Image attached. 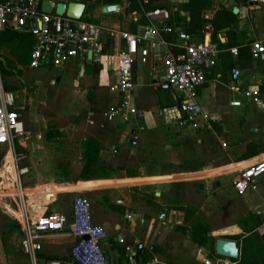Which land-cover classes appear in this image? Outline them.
Returning <instances> with one entry per match:
<instances>
[{"label":"crops","instance_id":"obj_1","mask_svg":"<svg viewBox=\"0 0 264 264\" xmlns=\"http://www.w3.org/2000/svg\"><path fill=\"white\" fill-rule=\"evenodd\" d=\"M71 1L73 0L62 2ZM185 1L162 0L165 7L156 8L166 9L170 16V22L181 24L182 20L177 22L176 18L188 20V14L179 10L176 16L174 14L177 9L175 5ZM88 4L90 5L92 2L85 4L81 17L84 20H87L89 15L95 18L109 14L103 12L101 6L99 10H88ZM220 6L231 11L233 7H236L237 12H232L236 15L235 20L216 34L220 43H231L232 46L219 48L216 65L205 71L204 82L197 89V101L202 111L210 117L211 128L209 130L178 127L173 119L178 106L176 95L163 81L157 64L142 63L139 60L134 62L133 73L135 81L133 102L138 110L137 113L129 115L125 121L120 119L92 121L89 119L86 122L89 125L86 128L90 129V134L85 138L91 137L99 142L98 163L110 167V173L106 178L79 180L77 181V189L84 190L85 186L91 190L95 188L96 181H107L109 180L107 178L112 174H120L123 181L118 183L111 181L103 186L108 195L113 196L119 191L135 187L139 192L138 199H142L139 204L134 199L122 200L120 198L106 199L105 202L95 201L100 212L97 217L93 216V221L104 226L107 231V237L101 244L107 264H140L148 261L151 256L156 260L154 264H240L242 241L244 242L245 237L250 235L249 228L256 224V220L259 223L253 231L259 239L260 245L254 240L247 241L244 254L249 262L246 264H250V261L254 259V256L250 254L258 250L264 252V236L257 232L258 226L264 223V174L260 176L258 189L255 191L239 193L233 187L240 199V207L246 211L241 213V210L237 209L238 207L229 206L224 211L231 221V225L213 232L215 235L217 234L214 241L216 238H225L236 242L239 249L237 259H228L217 255L214 252V241L210 251H205L194 243L190 239V232L193 229L203 235L204 229H201L198 223H193L192 226L183 230L189 243L179 245L174 244L169 239L171 235L167 236L164 228H157L156 224L152 225V218L149 217L151 215L148 206L150 201L153 200V197L162 194L148 189L160 181L154 179V175L157 176L158 173L162 172V165L175 166L191 161L197 162L199 165L210 164L208 168L217 171L215 175L221 177L229 172L233 166H240L250 161L260 162L264 160V56L263 58L251 56L252 42L260 41L264 44V3L258 0H214L212 7L203 12L204 19L210 20ZM129 12L132 15L130 20H136L140 17L136 10L129 9ZM205 24L209 25V37L211 39L210 23L206 21ZM111 26L114 27L113 24ZM140 26L142 25L136 27V31ZM127 28L128 26L124 29L127 30ZM202 32L203 28L194 36L200 39ZM117 34L118 32H115L116 37ZM161 34L163 37L166 36L164 37L166 40L171 39L167 34L163 32ZM119 45L121 42L118 38V48ZM231 48H235L236 52H230L229 49ZM86 61L87 56L81 74L79 73V65L75 62L68 64L65 68L75 66L78 74L84 78V82L81 84L82 89L88 91L91 88L93 76L90 68L85 71V65L90 66L93 63H99L97 81L99 86L107 88L109 106L114 99V93L110 91L109 79L115 78L111 52L92 57L89 64ZM235 68L240 71V75L236 80H233L231 72ZM232 86H237L238 90H233ZM248 88H258L262 94L261 100L253 102L244 97L242 91ZM87 112L89 115L95 113L90 107H88ZM33 136L40 143L41 135L35 133ZM134 147L137 148L132 150ZM113 149L116 152H113ZM111 153L118 154L116 156L117 162H111ZM128 154L140 157L142 160V169H139L138 172L127 167L125 162L120 163V159ZM82 164L81 158L77 174ZM126 168L133 173L132 177H127ZM241 168L237 176L246 168V165ZM195 176H200V174ZM48 179L49 176L39 172L35 176L36 182L44 181L45 184L42 183L41 185L44 193L50 192L48 199L44 200L43 197L35 200L46 201L45 209L47 211L62 213L70 219L72 200L65 201L62 192L54 191ZM183 183L182 181L173 182V186L176 188L175 198L167 201L165 205L159 204L160 208L163 209V212L157 214L159 220H166L165 212L168 210L175 212L174 217L177 219V223L191 221L193 215L197 213L191 209L190 212L187 211V206L182 200ZM45 187H51V190H45ZM216 189L226 188L224 184H221ZM210 200L211 195H208L207 203ZM175 234L177 233L172 235ZM204 235L209 238L211 234L209 230H206ZM234 237L237 238L233 239ZM139 243L142 244L140 251L142 262H139V259L132 255ZM72 244L73 238L66 231L51 232L41 239V249L37 252V257L39 259L56 258L62 264H67ZM259 264H264V256L259 260Z\"/></svg>","mask_w":264,"mask_h":264},{"label":"built area","instance_id":"obj_2","mask_svg":"<svg viewBox=\"0 0 264 264\" xmlns=\"http://www.w3.org/2000/svg\"><path fill=\"white\" fill-rule=\"evenodd\" d=\"M258 1L264 3V0ZM40 4L41 0H0V31L12 29L31 35L33 46L26 68L63 69L75 62L81 74L88 50H91L92 57L101 54L100 28L83 18L67 17L64 12L44 13ZM144 16L148 22L137 31H119L117 34L121 45L113 57L115 84L110 87L114 99L103 112L104 118L107 121H125L129 115L137 113L133 102L135 81L132 65L139 60L157 64L163 81L176 95L178 106L173 118L176 125L192 130H209L210 117L197 101V89L204 82V73L216 65L220 51L209 37V25L203 26L202 38L197 39L185 32L181 24L171 23L164 8L147 10ZM161 32L171 39L166 40ZM229 50L236 52L235 48ZM251 56L263 58L264 44L252 42ZM239 75L237 68L232 70L233 80ZM232 89L238 90V87L232 86ZM242 94L253 102L260 101L262 95L258 88L244 89ZM16 106L12 90L4 88L0 76V147L5 151L7 168V174H3L5 185L0 189V205L17 221L22 233L21 254L25 262L16 264H62L56 258L37 257L41 239L51 232L62 231L73 238L67 264H107L101 246L107 233L92 222L91 205L86 197H73L70 219L62 213L47 211L46 201L34 200L28 206L25 204L21 180L30 169L24 161L32 133L20 118ZM263 174L264 160L244 168L234 180L233 187L239 193L255 191ZM257 232L264 236V223L258 226ZM155 262L151 256L140 264Z\"/></svg>","mask_w":264,"mask_h":264},{"label":"rangeland","instance_id":"obj_3","mask_svg":"<svg viewBox=\"0 0 264 264\" xmlns=\"http://www.w3.org/2000/svg\"><path fill=\"white\" fill-rule=\"evenodd\" d=\"M153 2L157 3L160 0ZM128 3V0H122L119 4L120 9L115 13L100 15L95 18L90 15L87 17L89 22L100 28L101 41L102 37L106 38L105 41H102V47H105L107 51L104 53L101 50L100 55L111 52L112 57H115L118 50V38L115 32L119 33L120 30L126 28L132 18ZM93 9L99 10L100 6L88 4V10L92 11ZM112 24L114 27L111 26ZM105 43L107 44L104 45ZM5 55H7V51L1 49L0 56L3 58ZM18 74L19 76L14 74L1 77L7 85L14 87L12 92L17 104L16 110L25 126L32 133V138L27 144L28 150L24 161L30 169L29 173L21 180L25 204L28 206L36 198H43L44 189L41 185L45 183L44 181H35L38 172L49 176L48 180L52 184L51 187L54 191L62 192L65 201H71L76 195L86 197L90 201L91 219L94 224L97 223L93 221V216L97 217L100 212L95 201L105 202L106 199L120 198L122 200L134 199L138 201V204L141 203L142 199H138L139 192L135 187L119 191L113 196L108 195L103 186L111 181L117 183L123 181L120 174H112L107 178L109 179L107 181H96L95 188L91 190L85 186L84 190L77 189V181H79L77 171L81 162L80 148L86 139L85 137L90 134V129L86 128L89 126L86 122L89 119L92 121H104L105 119L101 111H95L93 115L88 114V107L94 106L96 110H99L101 106H99L98 97H95L94 104H91L89 96L92 91L88 92L82 89L81 84L84 82V78L78 74L77 68L74 66L62 70L48 67L28 69L24 66L21 68V73ZM109 83L113 86L115 78L109 79ZM102 93H104L103 90L96 92L97 96ZM73 119H77L76 123L72 122ZM35 133L41 135L40 143L33 136ZM135 148L137 147L132 150ZM117 155L111 153V162H117ZM4 158L5 151L0 147V189L5 185L3 174H7ZM121 162H125L127 167L135 169L137 172L142 169L140 157L128 154L120 159ZM256 163L258 162L250 161L240 166H233L229 172L221 177L215 175L217 171L208 168L210 164L199 165L197 162L191 161L175 166L162 165V172L158 173L157 176L154 175V179L160 181L148 189L162 194L152 198L159 201L158 203L151 200L150 205H148L151 210V215L149 214V217L152 218L151 224H156L157 228H164L167 236L171 235L169 239L174 244L189 243L183 230L192 226L193 223H198L201 229L209 230L211 234L209 238L214 239L217 235L213 233L215 230L231 225V221L224 211L226 208L232 205L238 207L237 209L241 210V213H245L246 210L240 207L237 192L233 190V182L242 166L246 165L247 167ZM3 166L4 168H2ZM196 174H200V176H195ZM176 181L184 182L182 200L187 206V211L190 212V209L197 211L191 221L177 223L178 221L174 217L175 212L171 210L165 212L166 220L161 221L157 218V214L163 212L159 204L165 205L167 201L175 198L176 188H174L173 182ZM221 184H224L226 189H216ZM51 187H45V190H51ZM208 195H211L209 203L206 201ZM97 225L104 228L101 224ZM174 233L177 234L172 235ZM21 239L22 233L19 224L0 205V264L25 262V258L21 254ZM198 246L205 251H210L213 248V243L206 241L203 245Z\"/></svg>","mask_w":264,"mask_h":264},{"label":"trees","instance_id":"obj_4","mask_svg":"<svg viewBox=\"0 0 264 264\" xmlns=\"http://www.w3.org/2000/svg\"><path fill=\"white\" fill-rule=\"evenodd\" d=\"M54 2H62L64 0H53ZM84 4L91 3L94 5H106V4H120L122 0H78ZM155 0H129V9L136 10L140 14V17L136 20H130L128 22L127 30L123 29L120 31H128L135 32L136 27L139 25L147 24L146 18L144 16V12L156 7H165V3L157 2L154 3ZM214 0H186L183 3L176 4L177 8L174 14L177 16L178 11H184L188 14V20L176 18L177 22L181 21L182 28L185 32L189 34H197L200 32L206 21L210 23L211 26V39L216 42L218 48L221 46L231 47V43L222 44L216 38V34L222 28L228 27L231 22H233L236 18V15L232 13L231 10L225 9L220 6L213 14L210 20H206L203 17V12L207 9H210L213 5ZM87 21H89L87 19ZM166 37V36H164ZM169 39V38H167ZM33 46V38L31 35L18 32L12 29H4L0 31V50L4 49L7 51V55L3 58L0 56V76L6 75H16L19 76L18 73H21V68L26 66L30 59V51ZM106 48L102 47V52H106ZM89 68L92 70L91 74L93 76L91 82V88L88 89V92L92 91L90 94V102L94 104L95 97H98V103L101 108L96 110L94 106H90L92 111H101L104 112L108 106V96H107V88L101 87L98 85L97 77L99 73L100 65L99 63H93L92 65H85V71ZM132 73H134V63L132 65ZM2 78V77H1ZM3 81V79H2ZM4 88L7 90H13V86L7 85L3 81ZM99 90H103L104 93L97 96L96 92ZM72 121L76 122V119ZM100 151V145L97 140L94 138L88 137L86 138L81 145V158L83 161L82 167L78 173V180L85 181L90 178H99V177H107L109 175L110 167L104 166L103 164L98 163V155ZM124 168V167H123ZM122 168V169H123ZM127 177H132L133 173L126 168ZM259 221L256 220V224L249 228L251 232L250 235L245 237L244 242L242 241V258L240 259V264H246L249 262V259L245 258V246L246 244L254 240L259 244V239L257 238L256 233L253 231L254 227L258 225ZM206 234V230H203V235ZM234 237L233 239H236ZM190 239L198 244L203 245L206 241L213 242L214 239L208 238L206 236H202L197 230H192L190 232ZM248 241V242H247ZM260 245V244H259ZM257 252V253H256ZM253 254L254 259L250 261V264H259V260L264 256V252L258 250Z\"/></svg>","mask_w":264,"mask_h":264},{"label":"water","instance_id":"obj_5","mask_svg":"<svg viewBox=\"0 0 264 264\" xmlns=\"http://www.w3.org/2000/svg\"><path fill=\"white\" fill-rule=\"evenodd\" d=\"M85 8V4L79 1H71L68 3L65 2H54L53 0H41L40 10L44 13L55 12L56 14H64L67 17L73 19H79L82 17L83 11ZM101 10L105 13L117 12L119 10L118 4H106L101 6ZM232 12L236 13L237 8L233 7ZM106 38L103 37L102 41H105ZM106 45V43L104 44ZM92 52L88 50L87 52V63H91ZM157 194V193H156ZM50 196V192L44 193V199H48ZM142 244L139 243L136 251L132 254L139 259V262H142V257L140 256ZM214 252L222 257L228 259H237L239 254L238 245L235 241L225 239V238H216L214 241Z\"/></svg>","mask_w":264,"mask_h":264}]
</instances>
